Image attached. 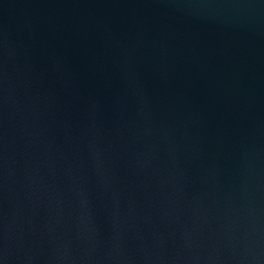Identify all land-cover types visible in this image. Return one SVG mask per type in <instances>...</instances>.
Wrapping results in <instances>:
<instances>
[{
	"label": "water",
	"instance_id": "1",
	"mask_svg": "<svg viewBox=\"0 0 264 264\" xmlns=\"http://www.w3.org/2000/svg\"><path fill=\"white\" fill-rule=\"evenodd\" d=\"M0 264H264V0H0Z\"/></svg>",
	"mask_w": 264,
	"mask_h": 264
}]
</instances>
